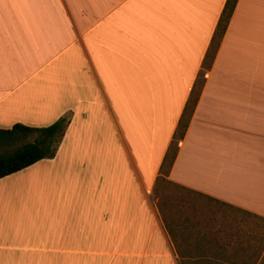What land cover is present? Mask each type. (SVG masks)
Segmentation results:
<instances>
[{
  "label": "crops",
  "instance_id": "1",
  "mask_svg": "<svg viewBox=\"0 0 264 264\" xmlns=\"http://www.w3.org/2000/svg\"><path fill=\"white\" fill-rule=\"evenodd\" d=\"M226 1L0 0V129L73 114L55 158L0 179V264L197 253L153 196ZM206 78L168 180L264 219V0H238ZM77 121L90 147L63 156Z\"/></svg>",
  "mask_w": 264,
  "mask_h": 264
},
{
  "label": "rangeland",
  "instance_id": "2",
  "mask_svg": "<svg viewBox=\"0 0 264 264\" xmlns=\"http://www.w3.org/2000/svg\"><path fill=\"white\" fill-rule=\"evenodd\" d=\"M222 41L219 44V48ZM215 49L216 48L213 49L207 61V65H211V67L214 63L212 57L216 51ZM210 70L202 67L198 76L199 88L197 89V95L199 91L202 93L207 82L205 75L204 86L201 88V85H203V78L201 77L203 76V72L208 74ZM191 107L192 105H190V108ZM65 116H69L70 125L73 114L69 113ZM80 134L81 124L77 121L74 131L70 132V141L66 143L67 146L63 147V156H65V152L76 153L87 150L90 147V138H88L86 142H83ZM64 139L65 136L62 142ZM103 140L105 141L106 150L104 149L103 141L101 151H107V161L113 163L116 158L115 164L120 168L122 174H125L128 165L123 156L120 157L119 155V148L117 144H115L114 132L109 122L104 125ZM2 152V149H0V153ZM175 152L176 145H173L161 172L162 174L170 172L172 167H170V163ZM114 153L116 156H114ZM27 197L34 196L30 194ZM153 201L157 203L163 215V219L167 224L174 223L173 225H175L181 220L189 222L182 226L184 231L182 229L179 230L181 235L189 236V234H191L195 237L194 234H196L198 236L196 241H186L189 246L194 245L195 242L197 245L200 244L201 246L199 250H197V253L184 256V258H182V264H219L230 263L233 262V260L236 261L233 262L236 264H264V219L257 218L237 208L221 204L191 190L177 186L169 181L168 178L165 179L164 177H161L155 186ZM187 228L190 230H186ZM217 252H221V257H219L223 259L221 262L212 258L215 255L214 253ZM255 252L263 256L257 261H248V257Z\"/></svg>",
  "mask_w": 264,
  "mask_h": 264
},
{
  "label": "trees",
  "instance_id": "3",
  "mask_svg": "<svg viewBox=\"0 0 264 264\" xmlns=\"http://www.w3.org/2000/svg\"><path fill=\"white\" fill-rule=\"evenodd\" d=\"M237 3L238 0L226 1L217 29L212 38L211 45L203 61L202 67H205V69L207 70H210L212 68L211 65H207V61L210 58L213 49L216 48V51L212 57L214 61L216 52L219 49V44L226 33L227 27L235 11ZM205 75L206 73L203 72V76H201L203 78V85H201V88H203L204 86ZM198 88L199 81L197 78L192 89L191 96L186 104L183 115L180 119L179 125L164 159L163 165L160 170V176L157 179V182L161 177H164L165 179L168 178V172L166 174H162L161 172L170 155L171 148L173 147V145H176V152L173 155L170 167L173 165L179 149V143L183 140L186 134L193 113L199 101L201 91H199L197 95ZM190 105H192L191 108ZM69 123V116H65L61 117L53 124L45 127H31L23 124H15L10 129H0V149H2L3 151L2 153H0V179L25 170L26 168L36 164L39 161L55 158L57 150L63 140V137L65 136V132ZM214 254L215 255L212 257L213 259H217L218 262H221L223 260L219 258L221 257V252H217ZM262 256L263 255L257 254L255 252L253 255L248 257V261H257ZM182 258H184V256L181 255V264ZM233 262L236 261L233 260ZM233 262L219 264H236Z\"/></svg>",
  "mask_w": 264,
  "mask_h": 264
}]
</instances>
